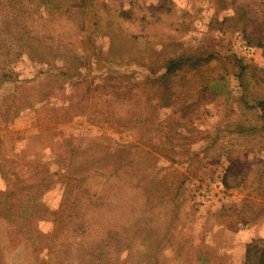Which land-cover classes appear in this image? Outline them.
<instances>
[{
	"label": "rangeland",
	"instance_id": "1",
	"mask_svg": "<svg viewBox=\"0 0 264 264\" xmlns=\"http://www.w3.org/2000/svg\"><path fill=\"white\" fill-rule=\"evenodd\" d=\"M180 56L194 65L164 77ZM198 58H207L199 69ZM0 140V170L86 171L104 164V148L132 159L108 180L122 188L110 190L111 209H98L113 222L104 251L120 264H257L264 0H0ZM5 186L0 178L2 264L28 247L31 264L84 263L95 244L76 228L71 201L81 199L82 215L88 195L58 174L23 190L27 215L11 247L15 210L4 217L2 207L17 195L5 197Z\"/></svg>",
	"mask_w": 264,
	"mask_h": 264
},
{
	"label": "trees",
	"instance_id": "2",
	"mask_svg": "<svg viewBox=\"0 0 264 264\" xmlns=\"http://www.w3.org/2000/svg\"><path fill=\"white\" fill-rule=\"evenodd\" d=\"M202 60H205V61L203 62ZM206 60L207 58L205 59L198 58V61H197L199 63L198 69L200 65L206 63ZM191 63H192L191 59L185 58L184 56L169 59L166 65V72L163 75L164 77H167L168 75L173 74L174 71L177 70V68L179 67L182 68L184 65L191 64ZM191 68H194V67H191ZM46 135L47 134H45V136ZM4 136H8V135L4 133L2 134V137ZM48 139H51V138H48ZM1 141L2 140H0V142ZM97 141H98L97 138H94V139L89 140L86 144L90 145ZM47 146H50V145H47ZM58 146L59 147L61 146V142L59 143ZM75 146H76L75 148L76 150L77 148L80 147L78 143H76ZM107 149L108 148H104L103 150L105 151V154L108 155L106 159L104 160V164L90 165L88 169H85L86 171L82 170L79 172L78 168L74 167L73 164L70 166V168L65 169L64 171L60 170L59 172H56V171L52 172L48 168H44L37 172L34 171V169H22V168H16V167H11L9 168V170L7 169L0 170V178L6 181L5 197H10V196L15 197V195H17L16 202H13L11 200H5L3 207H2L4 211V214L2 216L4 217L9 216L8 215L9 208L14 207V210H15L13 213L15 217L12 220L8 221V222H11L10 225L14 224V229H13L14 233L12 236L13 244L11 245V247L17 246L19 243H21L20 239L18 238L19 236L15 228L19 225L18 223L19 219L25 218V216L27 215V213L25 214L23 213L25 208L22 207L20 203L22 199L21 192L25 189H32L34 187H38L42 185L45 179H47L50 175L58 174L59 176L63 175L64 179L67 181L68 184H70L71 187L80 189L79 191H81V194H82L80 195V198L83 199L86 195L90 197L89 204L85 206V210L82 211L84 212V214L82 215H77V213H79V211H81V209L83 208L80 206L81 199L76 198V200L71 201L73 206L76 204L75 205L76 209H74L75 210L74 215L80 216V217H76V218H79L80 220L78 222H75L76 228H79L80 230H83V231H88L90 233L92 232V237L89 240V242L91 243L89 244H95V247L92 249V251H90L91 255L86 257L84 263H81V264H120L119 259L117 260L115 258L116 261H114L112 259L113 257L109 256L111 251H107V252L104 251L105 249L103 247L105 245V242L109 239L110 234L114 231L113 227L111 226L113 222L112 223L110 222L111 224L109 222H106V217H104V213L101 214L98 209L104 205L107 210L108 208L111 209L112 203L111 202L107 203V201H109L108 196H110V190L114 189L116 185H114L113 182H108V180L110 178L122 179L123 177L122 173L118 174L117 172L119 169L121 170L123 165L130 164L132 159L126 160L125 162L114 161L113 159L114 155L109 154V152L106 151ZM62 151L63 150H59V152L56 151L55 156H62L64 154V152ZM73 151L74 150H71L69 152V154L67 155L68 158L75 157V154L77 152L75 151L73 152ZM2 159H3L2 161H4L5 157ZM10 162H13V160H10ZM91 163L93 164V162ZM116 188H117V193L119 192V190L122 189L119 187V185H117ZM65 191H67V185L64 189V193ZM69 192L71 194V189L68 190V193ZM28 198L33 199L35 201V195L31 194L28 196ZM33 200H32V203L34 202ZM5 205H7V208L5 207ZM119 207H122L117 210L120 212H114L116 221H117V218H119V213L121 215L123 213V209L127 208L128 206L124 207V205L123 206L121 205ZM86 211H91V213L96 212L97 215L100 214L99 217H101V221L100 219L98 220L95 219L93 221L91 219L92 218L91 215L89 216L91 220L87 219L86 216L89 212L87 213ZM17 217H20V218H17ZM29 217H31V215ZM4 222H6V220L1 218L0 219V264H2L1 263L2 261L1 252L3 251L4 248L8 247L5 244V242H3V239L1 241V238H2L1 227H3ZM97 222H104L103 225L105 229L102 232L100 231V233L95 232L96 231L95 228L92 227L93 223H97ZM82 225H85V226H82ZM25 226H28V225L25 224ZM97 234L99 235V238H97L98 237ZM9 242L10 240L7 241V243ZM23 247L25 248L27 247V245L24 244ZM33 252L34 250L31 247L30 248L28 247V251L27 252L25 251L26 254H24L22 257L18 255L19 257L18 264H31L32 261L34 262V258H30L29 256V255H32ZM53 252L54 251L51 252L49 258H51V256L53 255L52 254ZM104 252H106L105 255H104ZM59 258L60 259L58 261L60 264H67L68 258H65V255L60 256ZM257 260H258L257 264H264V250L260 252V255L257 258ZM124 262L125 260H121L122 264H125Z\"/></svg>",
	"mask_w": 264,
	"mask_h": 264
}]
</instances>
